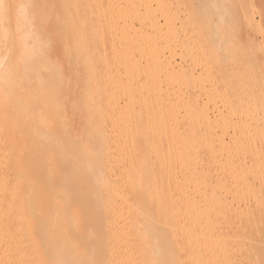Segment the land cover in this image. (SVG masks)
I'll list each match as a JSON object with an SVG mask.
<instances>
[{
  "label": "bare ground",
  "instance_id": "1",
  "mask_svg": "<svg viewBox=\"0 0 264 264\" xmlns=\"http://www.w3.org/2000/svg\"><path fill=\"white\" fill-rule=\"evenodd\" d=\"M44 1L0 0V264H264V93L199 104L221 0Z\"/></svg>",
  "mask_w": 264,
  "mask_h": 264
},
{
  "label": "rangeland",
  "instance_id": "2",
  "mask_svg": "<svg viewBox=\"0 0 264 264\" xmlns=\"http://www.w3.org/2000/svg\"><path fill=\"white\" fill-rule=\"evenodd\" d=\"M163 1H166V0H163ZM172 1L175 2V5H176V0H172ZM178 1L180 3L179 4V14H182L184 11H188V9H190L192 5H196V2H197V1L188 2L186 0H178ZM41 4H42V2L40 3V5ZM50 4H52V0H45L43 2V4L41 5L42 9L44 10V13L42 14L41 20L38 22V24H39V28H38L39 37L44 38V39H48L49 37L52 36V33H53V26L52 25L43 24V22H44L43 18H45L49 14L48 8H49ZM221 5L224 6L223 9L225 10L224 11L225 16L226 17H229L230 15L232 16V27H231V36H230L232 41H231V39H228V37H226V42L225 43L223 42L221 44V48H222L221 53H224L226 50L229 49V51L236 53V58L233 57L231 59H228V60H226L227 62H225V64H224V69L229 71L225 75L229 76V78H230L229 82L230 83L225 84V83L219 82L217 84V86H220L218 88V92L211 99H207L205 97V95H202L200 98L199 104L201 106H203V105L206 106V108L208 109V113H209L211 118H214V116L217 114L216 113L217 108H220L221 110L223 109V106H222L223 100L232 99L235 97L245 99V97L243 95L246 96V92L247 93L250 92V91H248V88H249V86H253V84H251L254 81L253 78H257V83L252 87V91H255V94L264 93V89L259 86L261 79L263 80V77H264V0H221ZM189 13H190L191 17H194L192 14L193 12L191 10L189 11ZM187 15H189V14H187ZM50 40H51V38L48 40L49 46H53L54 42L52 44L50 42ZM227 41H231V43L227 42ZM251 43H254V44L256 43V45L260 46V49L259 50L255 49L251 45ZM54 46H53V48L56 49V46L55 47ZM54 49H52V50H54ZM8 58L10 59V57H8ZM234 61L236 62V64H234L235 63ZM188 63L189 62L187 60L184 61L183 59H181L180 56H175V58L172 62V64L176 68H188ZM238 65H239V68H241V69L236 68ZM232 66L233 67L235 66L234 68L236 70L233 69ZM247 66H248V68H247ZM249 67H252V68L250 69ZM254 67H255L256 72H255L254 76H252L249 71L254 70ZM73 68H74V70L80 69L79 67H76V66ZM245 68H246V70L247 69H249V70L246 71ZM231 70L232 71L235 70L236 75H235V73L232 74ZM200 71L201 70H197L195 73L196 75L198 74V79H202V81H200V80L198 81V79H197V81L199 83L203 82V80L206 79V75L202 71L201 72ZM237 71H239V72H237ZM220 75H223V74H220ZM196 78H197V76H196ZM75 90H76V88H75ZM77 92L78 91L76 90V93ZM73 95L74 94H72V97H75ZM256 97H258V96H256ZM256 99H258V98H256ZM66 101L67 100L65 99V101H64L65 106H67L71 102V96H70L69 102L66 103ZM69 106H71V104L68 105V107ZM74 106H75V108H77V106L75 104H74ZM69 108L73 109L72 107H69ZM64 109H66L64 111H67L68 108L66 107ZM70 111L71 110H69V112ZM75 111H76V109H75ZM77 111H78V109H77ZM66 113H64L62 116V122L65 123L68 130H70L71 128L72 129L76 128L75 126L76 125L78 126V123H79V121H76V118H75L78 115L77 112H76V115L74 114V111L70 112L69 117L67 116L68 113L67 114ZM64 115L66 116L65 118H64ZM77 118L81 119V117L79 115L77 116ZM260 171L264 174V167ZM263 206H264V204H263ZM260 219H263L262 221H264L263 217H261ZM262 221L260 220L261 225L264 226V222H262ZM248 228H250V227H248ZM249 230H248V232H250V234H251L252 232H251V230L250 231ZM252 235H254V234H252ZM247 249H250V248H247ZM249 253L252 254L253 251L251 252V250H250ZM246 256H248V255H246ZM247 258H243L242 262L244 264H255L253 262L252 258H250L249 256ZM236 262H237V264L242 263L240 260L236 261Z\"/></svg>",
  "mask_w": 264,
  "mask_h": 264
}]
</instances>
